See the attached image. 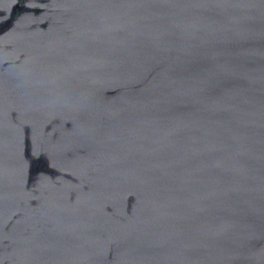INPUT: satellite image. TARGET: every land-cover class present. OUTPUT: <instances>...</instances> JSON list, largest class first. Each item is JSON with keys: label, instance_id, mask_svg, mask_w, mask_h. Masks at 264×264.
Here are the masks:
<instances>
[{"label": "water", "instance_id": "water-1", "mask_svg": "<svg viewBox=\"0 0 264 264\" xmlns=\"http://www.w3.org/2000/svg\"><path fill=\"white\" fill-rule=\"evenodd\" d=\"M0 264H264V0H0Z\"/></svg>", "mask_w": 264, "mask_h": 264}]
</instances>
